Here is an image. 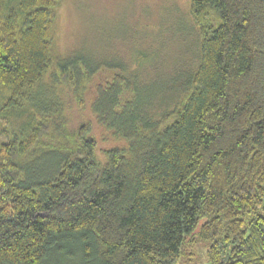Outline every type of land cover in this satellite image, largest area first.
Returning a JSON list of instances; mask_svg holds the SVG:
<instances>
[{
    "label": "trees",
    "instance_id": "trees-1",
    "mask_svg": "<svg viewBox=\"0 0 264 264\" xmlns=\"http://www.w3.org/2000/svg\"><path fill=\"white\" fill-rule=\"evenodd\" d=\"M62 2L0 0V264H176L194 237L264 264V0H190L196 62L152 103L117 61L54 57Z\"/></svg>",
    "mask_w": 264,
    "mask_h": 264
},
{
    "label": "rangeland",
    "instance_id": "rangeland-1",
    "mask_svg": "<svg viewBox=\"0 0 264 264\" xmlns=\"http://www.w3.org/2000/svg\"><path fill=\"white\" fill-rule=\"evenodd\" d=\"M56 11L54 57L79 53L103 64L117 61L145 85L151 103L167 98L174 75L196 62L199 42L190 0H63ZM43 83L54 90L51 73ZM56 87L60 95L65 93L61 84ZM164 87L167 91H162ZM88 101L82 110L73 107V122H92L99 147L112 144L102 139L108 136L95 123ZM206 251V243L194 237L181 248L176 264H209Z\"/></svg>",
    "mask_w": 264,
    "mask_h": 264
}]
</instances>
